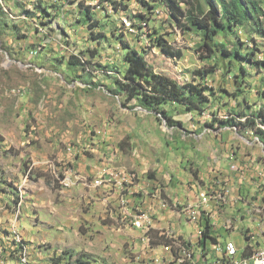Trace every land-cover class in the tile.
<instances>
[{
    "label": "rangeland",
    "instance_id": "374dc122",
    "mask_svg": "<svg viewBox=\"0 0 264 264\" xmlns=\"http://www.w3.org/2000/svg\"><path fill=\"white\" fill-rule=\"evenodd\" d=\"M115 1L120 12L112 6ZM142 1L0 0V239L7 246L0 253V264H18L24 257L31 264L168 261L172 256L164 249L159 253L161 245L151 246L156 249L154 256L149 246L136 245L151 243L145 237L147 225L143 230L136 228L129 213L122 214L126 219L120 223L105 206L95 203L89 187H103L108 175L98 174L97 182L103 183L99 184L97 173L88 175V170L95 165L98 170L116 171L122 178L142 173L148 180L166 183L175 167L185 169L195 163L188 152L203 138L194 136L201 129L190 127L195 117L203 125H215L210 126L212 139L227 140L234 131L226 126L221 129L214 116L246 122L248 116L229 112L244 97L249 100L239 105L244 111L264 107L258 69L245 64L249 74L243 94L234 81L239 70L236 61L228 64L229 59L219 58V68L202 78L195 71L211 69L215 60L202 56L200 34L179 29L160 0H146L150 6ZM178 1L187 6L188 0ZM87 7L100 21L98 26L90 27L85 21ZM158 10L159 14H153ZM124 13L135 21L138 32L122 25ZM239 33L254 47L246 30ZM255 37L263 43L260 36ZM126 43L143 53L155 73L180 83L196 81L213 87L216 95L209 110L194 116L182 106L166 105L180 122L172 126L166 118L159 120V114L139 106L136 99L128 100L119 83L128 68ZM260 45L262 52L256 57L264 59V45ZM73 56L81 62L72 64ZM258 122L264 129V122ZM236 137V142L241 140ZM139 184L136 180L130 187ZM129 189L120 192L122 209L127 203L122 204L121 197H128ZM144 212L134 207V215ZM175 224L153 226L160 231L154 232L155 241L163 231L179 226ZM231 226L229 230L224 225L219 232L222 239L238 243L239 256L247 245L245 230L256 234L251 241L254 247L262 243V223ZM190 228L185 224V231Z\"/></svg>",
    "mask_w": 264,
    "mask_h": 264
},
{
    "label": "trees",
    "instance_id": "16d2710c",
    "mask_svg": "<svg viewBox=\"0 0 264 264\" xmlns=\"http://www.w3.org/2000/svg\"><path fill=\"white\" fill-rule=\"evenodd\" d=\"M142 2L144 6H150L146 0ZM160 2L169 8L179 29L185 33L198 32L200 34L199 49L204 52L202 56L206 59L215 60L211 69H199L195 71L196 74L204 78L214 72L220 66L219 58L229 59L228 64L236 61L239 70L234 75V81L238 84L240 93L243 94L245 92L244 88L248 85L245 86V82H247L249 74L248 67L245 64L251 63L261 73L263 89L259 92L264 98V59L256 57L257 52H262L260 44L264 45V0H188L186 7L178 0H160ZM117 3L115 1L112 6H114V10L120 12L121 9L118 7L119 4L116 5ZM155 6H151L149 11H152ZM125 8H128V5H125ZM160 12L155 13L157 15ZM83 13L84 19L90 27L100 24V21L91 12V7H87ZM121 23L123 25V22ZM240 29L246 30L250 41L254 43V47L243 40L239 33ZM231 35L234 36V39L229 38ZM255 35L260 36L263 43H258L259 41ZM221 37L222 39H220ZM125 47L127 49L125 61L128 68L124 80L119 81V83L121 89L126 92L128 100L136 99L139 106L159 114L157 116L159 120L166 118L169 125L172 126L180 122L173 119V113L165 107L166 105L170 104L172 108L182 106L188 112L201 115L210 107L207 106L210 104L212 97L216 95L213 87L201 85L196 81L180 83L166 75L157 74L148 65L141 51L130 47L127 43ZM70 62L77 64L81 60L73 56L70 58ZM227 69L232 72L230 67H227ZM240 93L237 92L236 96L238 97ZM247 102L249 100L244 97L240 104L237 103L235 108L229 111L237 116H248L246 122H239L235 117L228 120L217 116L213 118L221 128L240 125L238 130L240 128H243V130L251 129L264 142V129L258 126V121L264 122V107L251 113L246 109L244 111V108H239V105H245ZM212 112L216 115L218 111ZM210 126L215 125L210 124ZM228 175L230 176V174ZM220 177H225V175L221 174ZM220 177L214 182L216 183ZM204 223H206V230L201 237V243L207 246L219 242V237L216 234V236L212 235L214 226L211 219L207 217ZM249 230H245L244 235L248 234ZM158 233L159 231H157ZM153 238L151 243H159L165 240L166 242L163 244L157 245L168 244L165 236H159L157 241H155L156 237ZM249 238L247 235L244 255H248L250 248L252 249V245L247 241ZM188 242H191V236H189Z\"/></svg>",
    "mask_w": 264,
    "mask_h": 264
},
{
    "label": "crops",
    "instance_id": "0c3cea01",
    "mask_svg": "<svg viewBox=\"0 0 264 264\" xmlns=\"http://www.w3.org/2000/svg\"><path fill=\"white\" fill-rule=\"evenodd\" d=\"M189 113L194 114V116L196 115L194 112ZM196 118L197 117H195V120ZM195 120L193 123H191L190 127H193L197 130L201 129V131L194 133V136L203 138L206 137V139L202 138V140H199L198 145L196 143V145L191 147L192 149H195L194 151L191 150L190 153L188 152L192 162L195 163L193 165L190 163L189 167H186L185 169L182 167H175V174L168 176L166 178V183H162L160 179L148 180L142 173L138 172L140 177L137 180H140V184L136 185L135 187H131L132 189H138V191L132 193V189H129L130 194L128 197L123 195L121 197V202L122 204L127 203L125 208L128 207L130 200L131 206L133 208L135 207V209L136 207H139L142 211L147 212L149 209H152L151 214L156 215V221L155 223H152L154 226H167L168 223H178L179 226L177 228L173 226L176 228L175 230H178L180 233L184 232V234L192 235L194 238V233L189 232V230L185 231V225L183 227L181 225V223H190L187 221L186 217L181 216L179 213L174 211L170 205L167 207L165 206L167 209L162 208L161 205H159L160 201H158L156 198L157 195L160 192H163L164 194L166 193L169 195V198L172 200L180 202H185V200L186 202L194 201L197 198V193L192 189V186L195 185L198 189H207L211 194H213V199H218L217 195L221 192H232V185H227V183H215L214 180L219 178L221 174L225 176L230 174L232 176L231 183L234 186V196H238L240 194L243 197V201L231 205L211 201L209 205V208L212 210L210 219L215 225L213 227L212 235L216 234L219 237V240L226 241L228 239H222V234L219 232L220 227L224 225H226V227L230 230V228H232V223H264V217H261L262 213H260L258 209H255L253 206L255 204L253 199L256 198L253 178L254 176H257L258 172L260 171H262V177H264V142L261 140L254 141V139L256 140L257 136L255 135V138H253L254 134L251 129L247 128L244 130L245 132H241L235 126H229L230 129L234 131L229 136V139L219 140L218 136L212 139V137H214L213 134L210 133L212 128L210 126L201 124L199 121L196 122ZM232 128L240 132H236ZM241 135H245L246 137H241ZM234 136L239 137L241 140L236 142L233 140ZM233 163H239L243 168L242 171L238 173L232 171L231 165ZM192 166L193 170L191 169ZM182 169L184 172H182ZM97 172H99L97 166L95 167V165H92L87 174L95 175ZM141 172L144 171L141 170ZM235 174H237L236 178H234ZM152 175L154 174L152 173ZM121 180L122 177H118L115 180L116 183L114 182L110 185L105 184L103 187L99 188L89 187V192L90 195L92 194L94 199L99 200H96L95 203H99V205L102 204L103 207L105 206L106 211L109 212L110 216H113L116 220L120 219V223H123L122 218L125 220L126 216L122 217V214L128 215L129 212H123V209L120 207L119 196ZM97 183L103 184L101 180ZM80 186H83V188L85 187L84 185ZM78 190L81 192V188ZM149 192L151 193L148 194ZM259 202L263 203V200L260 198L258 199V203ZM147 212H144L145 215H147ZM1 224L2 223H0V225ZM234 226L232 230H234ZM126 227L129 228L128 226ZM139 228L143 230V228ZM131 229L133 232L134 230H137L133 228ZM158 244H162V242L160 241ZM136 245H140V242H137ZM263 245L264 244L258 243V246L255 248L258 249ZM5 246L6 241L3 242L0 239V253H4L3 249ZM161 246H163V248ZM161 246H158L159 253L162 252V249L166 250L164 245ZM148 251L151 256H154L156 249L150 247L148 248ZM166 252H168V250H166ZM159 257L161 256L156 258ZM154 261H159V259H154Z\"/></svg>",
    "mask_w": 264,
    "mask_h": 264
},
{
    "label": "built area",
    "instance_id": "2783aa9c",
    "mask_svg": "<svg viewBox=\"0 0 264 264\" xmlns=\"http://www.w3.org/2000/svg\"><path fill=\"white\" fill-rule=\"evenodd\" d=\"M153 14L156 15V13ZM148 17H151L149 13H147V18ZM145 22H148V20ZM125 28L131 31V29H137L138 27H129L126 23ZM235 131L240 132L237 130ZM241 137H246V136L241 135ZM254 141H258V140L254 139ZM263 148H264V144H263ZM242 169L243 168L239 163H233L231 165V170L234 171L235 173L241 172ZM98 174L108 175L107 185H110L114 182L116 183L115 180L118 177H121L120 174H117L115 172L99 170V172H97L96 174L95 182H97ZM236 175L237 174L234 175V178H236ZM231 180H232V176L227 175L225 177H220V179L216 181V183H227V185H232V192H223V197H219V199H211L210 193H205L204 189H198L196 188L195 185H193L192 188H195V192L197 193L195 204H198V211H193L181 215L186 217L187 221L190 222V223H181L182 227L185 224H189V226L191 227L189 231H192V233H194V241L190 243L191 245H195V252H197V260L206 261V264H238V260L234 259V252L238 251V243L235 240L233 239H228L226 241L219 240V242L207 246L201 243V237L204 235L206 230V223L204 222L206 218L207 217L210 218L212 214V210L211 208H209V201H216V203H224L226 205L237 204L243 201V197L240 194L238 196H234V186L231 183ZM120 183H121L120 192H124V188H131L129 178H122ZM253 183L255 184L254 192L256 196V198L253 199V201L255 202V204L264 205V177H262V171L258 172L257 176H254ZM137 191L138 189H132V193L133 192L135 193ZM150 193L151 192H149L148 194ZM260 198L263 200V203L260 202L258 203V199ZM157 199L159 201V198ZM159 205H161L162 208L167 209L160 202ZM123 212H129L131 223H134V225H137L141 228L145 227V223H155L156 221V217H155L156 215L151 214V209L148 210L147 215H134V208L131 206L130 200L128 207L123 208ZM213 226L215 225L213 224ZM245 237H247V234H245ZM254 239L255 238H249L247 241H253ZM257 243L264 244V238L262 243L261 242H257ZM140 244L151 247V246H157L158 243H140ZM18 264H31V263H26L25 260L21 259L18 262ZM149 264H179V263H171L169 260V261H149ZM245 264H264V260L250 259V261L245 262Z\"/></svg>",
    "mask_w": 264,
    "mask_h": 264
},
{
    "label": "bare ground",
    "instance_id": "6f19581e",
    "mask_svg": "<svg viewBox=\"0 0 264 264\" xmlns=\"http://www.w3.org/2000/svg\"><path fill=\"white\" fill-rule=\"evenodd\" d=\"M155 10V9H154ZM160 12V10L156 11ZM122 13V12H121ZM122 22L123 26H126V23L129 27H136L135 21H133L129 16L124 13L122 15ZM135 32H138V29H132ZM146 34V33H145ZM145 43V42H144ZM151 46V45H150ZM151 48V47H150ZM254 134V132H253ZM256 140H259L257 137ZM117 170V168H116ZM119 171V170H118ZM116 172V171H115ZM128 178L130 179V183H134L139 176L136 173H129ZM132 186V185H131ZM129 188H124V190ZM205 193H210L207 189H204ZM227 192V191H223ZM223 192L217 195V198L223 197ZM157 198H159V201L164 206L170 205L174 211L179 213L180 215L187 214L193 211H198V204H195L194 201H187L180 202L176 200H172L170 198H167L166 195L163 192H160L157 195ZM210 198L213 199V194L210 193ZM211 201H209L210 205ZM224 204V203H223ZM253 205V203H252ZM255 209H258V211L261 214V217H264V205L260 204H254L253 205ZM142 215H145V213H142ZM146 229L145 230V237L148 239L149 242H151L152 239H154V231H156L154 225L152 223H146ZM262 230H261V236L264 238V223H262ZM158 231V230H157ZM160 233V231H159ZM250 238H256L255 233L247 234ZM156 236V235H155ZM163 236L166 237L168 244L164 245V248L168 250V253L171 254L172 258H168V261L170 260L171 263H179V264H206V261H199L197 260V252H195V245H191L190 242H188L189 236H191V242L194 241V238L192 235H186L184 233H180L178 230L175 229H167L163 231ZM163 243V242H162ZM249 244H251V241H249ZM244 249V248H243ZM241 250L238 247V251L234 252V259L238 260V264H245V262H249L250 259H257V260H264V245L260 248H255L252 245V249L250 248L249 254L242 256H239ZM26 263H29V259L26 257L23 258ZM167 261V260H165Z\"/></svg>",
    "mask_w": 264,
    "mask_h": 264
}]
</instances>
